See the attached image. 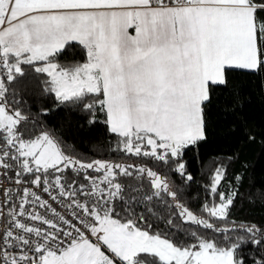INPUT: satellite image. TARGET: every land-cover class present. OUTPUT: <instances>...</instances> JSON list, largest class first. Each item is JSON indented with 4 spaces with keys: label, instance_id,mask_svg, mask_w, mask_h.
I'll return each instance as SVG.
<instances>
[{
    "label": "snow or ice",
    "instance_id": "1",
    "mask_svg": "<svg viewBox=\"0 0 264 264\" xmlns=\"http://www.w3.org/2000/svg\"><path fill=\"white\" fill-rule=\"evenodd\" d=\"M238 73H264V0H0V264H264V224L231 219L238 186L218 191L225 166L197 213L147 164L75 155L25 98L103 114L115 144L97 152L187 186L186 151Z\"/></svg>",
    "mask_w": 264,
    "mask_h": 264
},
{
    "label": "trees",
    "instance_id": "2",
    "mask_svg": "<svg viewBox=\"0 0 264 264\" xmlns=\"http://www.w3.org/2000/svg\"><path fill=\"white\" fill-rule=\"evenodd\" d=\"M69 58L82 60L83 56L80 52L73 56L72 50H65L59 60L63 62ZM232 85L238 90L239 104L231 94ZM232 85L230 89L219 90L208 107L206 139L186 151L184 159L188 161V171L194 178L187 186L179 176L167 173L163 166L156 167L150 160L111 150L97 152L96 148L101 144L106 149L115 144V138L103 123V114L98 113L97 122L89 124L87 114L69 115L63 107L57 106L52 97L25 98L32 105L33 112L39 108L50 110L51 115H42L41 120L62 133L63 140L75 148V155L86 161L106 159L147 164L169 175L174 187L184 189L182 201L197 213L208 197L206 187L212 172L217 165L225 166L226 176L218 191L227 192L230 187L237 186L239 191L231 209V219L264 224V198L256 196L257 192H264V73H238L233 77ZM237 174L242 177V182L235 181Z\"/></svg>",
    "mask_w": 264,
    "mask_h": 264
},
{
    "label": "built area",
    "instance_id": "3",
    "mask_svg": "<svg viewBox=\"0 0 264 264\" xmlns=\"http://www.w3.org/2000/svg\"><path fill=\"white\" fill-rule=\"evenodd\" d=\"M45 198H47V196H45ZM53 206L55 207L56 205L54 204Z\"/></svg>",
    "mask_w": 264,
    "mask_h": 264
}]
</instances>
